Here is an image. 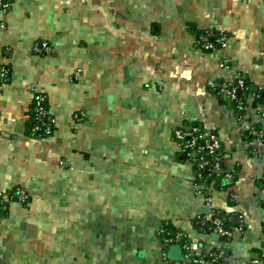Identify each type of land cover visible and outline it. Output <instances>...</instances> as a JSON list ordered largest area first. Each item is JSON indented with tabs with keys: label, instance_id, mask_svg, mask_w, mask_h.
Listing matches in <instances>:
<instances>
[{
	"label": "crops",
	"instance_id": "crops-1",
	"mask_svg": "<svg viewBox=\"0 0 264 264\" xmlns=\"http://www.w3.org/2000/svg\"><path fill=\"white\" fill-rule=\"evenodd\" d=\"M204 31L225 45L203 50ZM0 64V192L29 195L0 220V264H160L164 225L195 253L219 246L221 264L264 259V145L249 137L264 129V0H2ZM237 79L242 119L218 94ZM193 123L221 142L209 201L173 135ZM216 209L229 238L193 224Z\"/></svg>",
	"mask_w": 264,
	"mask_h": 264
},
{
	"label": "built area",
	"instance_id": "built-area-1",
	"mask_svg": "<svg viewBox=\"0 0 264 264\" xmlns=\"http://www.w3.org/2000/svg\"><path fill=\"white\" fill-rule=\"evenodd\" d=\"M2 0H0L1 3ZM198 40L201 47L205 51L214 49L215 47H222L225 45L226 35L219 32L216 35V40L213 42V36L210 33L200 34ZM37 51H49V44L42 42L35 44ZM9 70L6 65L0 64V84L7 81ZM247 85L244 80L237 79L233 83L222 82L218 88V94L224 99H228L234 103V108L237 111V118L242 119V110L244 109V96H240L239 91L247 90ZM46 96L44 93H38L34 98L31 109L34 113V124L32 125L31 133L35 137L44 138L48 136L54 126L55 119L49 113L45 106ZM77 118L82 117L75 114ZM249 133L254 143L257 145H264V129L257 125L249 126ZM174 139L178 149L184 153L192 162L197 181L195 188L198 191H205L206 200L209 201L212 192V183L217 178L225 175V170L222 162L221 142L216 133L206 132L195 123L177 127L173 131ZM264 158V151L262 153ZM210 178V183L202 182L203 179ZM29 199L28 193L22 188H13L8 191L0 192V220L5 215L8 205L11 201L27 202ZM229 215L225 213L222 215L221 210H211L210 213L199 218L201 225L206 221H210L212 225V232L221 238H229L232 233L233 225L224 224L225 219H229ZM227 217V218H226ZM162 232V228L159 230ZM184 233L176 232L174 235L161 238L163 251L161 253L162 261L160 264H221L223 258V251L219 246L207 250L203 253H195V246L190 242L179 243ZM179 244L183 252L182 260H172L167 256V251L170 245ZM264 264V259L258 262Z\"/></svg>",
	"mask_w": 264,
	"mask_h": 264
},
{
	"label": "trees",
	"instance_id": "trees-1",
	"mask_svg": "<svg viewBox=\"0 0 264 264\" xmlns=\"http://www.w3.org/2000/svg\"><path fill=\"white\" fill-rule=\"evenodd\" d=\"M204 33H210V36H213V42H215L216 40V35L219 34L218 31H204L200 34H204ZM199 34V35H200ZM8 68V67H7ZM9 77V76H8ZM247 92V90L245 91H239V94L240 96H243L245 95ZM33 104V103H32ZM45 106H46V101H45ZM232 106H234V103L232 102ZM32 107V106H31ZM31 127L32 125L34 124V113H33V110L31 109ZM202 129V128H201ZM250 134V133H249ZM249 137H252L251 134L249 135ZM184 156H186L184 153H183ZM187 157V156H186ZM218 180V179H216ZM215 180V181H216ZM196 181H199L198 179H196ZM202 182H205V183H210V178H206V179H203ZM13 189V188H12ZM11 190V189H10ZM8 191V190H7ZM222 215H225V212L221 211ZM203 215H198L196 216L194 219H193V224L194 226L199 229V230H202V231H205V232H212V225L210 223V221H206V223L204 225H201L200 222H199V218L202 217ZM229 217V216H228ZM227 218V217H226ZM224 224L226 225H229V226H232V222H231V218L229 219H225L224 220ZM162 228V232L159 234L161 238L163 237H168V236H171V235H174L176 232L180 231V230H175V229H172L170 226H167V225H164L161 227ZM184 242H188L190 243V240L188 238V236L184 233V236L181 237V240L179 241V243H184Z\"/></svg>",
	"mask_w": 264,
	"mask_h": 264
},
{
	"label": "water",
	"instance_id": "water-1",
	"mask_svg": "<svg viewBox=\"0 0 264 264\" xmlns=\"http://www.w3.org/2000/svg\"><path fill=\"white\" fill-rule=\"evenodd\" d=\"M167 256L172 260H182L183 252L179 244H172L169 246L167 251Z\"/></svg>",
	"mask_w": 264,
	"mask_h": 264
}]
</instances>
